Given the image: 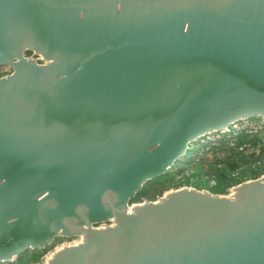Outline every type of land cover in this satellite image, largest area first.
Wrapping results in <instances>:
<instances>
[{
  "label": "water",
  "instance_id": "water-1",
  "mask_svg": "<svg viewBox=\"0 0 264 264\" xmlns=\"http://www.w3.org/2000/svg\"><path fill=\"white\" fill-rule=\"evenodd\" d=\"M2 66L0 263L79 237L46 264H264V174L129 208L264 121V0H0Z\"/></svg>",
  "mask_w": 264,
  "mask_h": 264
},
{
  "label": "trees",
  "instance_id": "trees-1",
  "mask_svg": "<svg viewBox=\"0 0 264 264\" xmlns=\"http://www.w3.org/2000/svg\"><path fill=\"white\" fill-rule=\"evenodd\" d=\"M249 121L260 122L261 120L255 118ZM228 133L230 138L223 136L215 140L213 144H199L200 140H198L189 146L184 155L168 171L144 184L129 204L143 200L154 201L166 190L184 186L226 195L230 188L262 176L264 174V124L257 131L247 126L239 131L230 127ZM199 153L201 155H198ZM207 154H213L212 158L208 159ZM194 156L198 159L191 166V159ZM175 167L177 169L182 167V169L177 173L178 180L174 181L171 177ZM190 169H192L191 173L185 174ZM168 181L171 183L165 186ZM60 240L62 238H57L43 250H28L13 261L0 264H28L31 260H36V255L51 248Z\"/></svg>",
  "mask_w": 264,
  "mask_h": 264
},
{
  "label": "rangeland",
  "instance_id": "rangeland-1",
  "mask_svg": "<svg viewBox=\"0 0 264 264\" xmlns=\"http://www.w3.org/2000/svg\"><path fill=\"white\" fill-rule=\"evenodd\" d=\"M27 57H31L30 55L29 56H27ZM10 73V70L7 68V67H4V66H2V67H0V76H5V75H8ZM262 124H264V121L263 120H261L260 122H256V121H246V122H244V123H242V124H240V125H236V126H234V128H235V131H239V130H241V129H243L244 127H248V128H250V129H254V131L256 130H258L259 128H261V125ZM234 133H236V132H234ZM223 136H226L227 138H230V135H229V133H228V131H224V132H221V133H215V134H212V135H210V136H207V137H205V138H202V139H200V141H199V144H204V143H208V144H213V143H215V140H217V139H221ZM198 155H201L200 153L198 154ZM207 156V158L208 159H211L212 158V156H213V154H207L206 155ZM197 156H194L192 159H191V166H193L194 164H195V162L197 161ZM191 168V167H190ZM204 168H205V166H204ZM182 169V167L181 168H179V169H177L176 167H175V169H174V174H173V176L171 177V178H173V180L175 181V180H178V177H177V173H178V171H180ZM193 169V168H192ZM192 169H190L189 171H186V173L185 174H189V173H191V170ZM171 179H169V181H170ZM180 180V179H179ZM166 182V184H165V186L166 185H169L171 182ZM184 187H186V186H184ZM181 188V187H180ZM193 188V187H192ZM178 189V188H177ZM232 189H233V187L232 188H230L229 190H228V193L226 194V195H230L231 193H232ZM173 190H175V189H172V188H170V189H168V190H166L163 194H162V196L165 194V193H167V192H170V191H173ZM162 196H160V197H162ZM159 198V197H158ZM158 198H156L154 201H156ZM143 201H141V202H137V203H132V204H130L129 205V208L131 207V205H135V204H141ZM106 224H109L108 222L106 223ZM80 242V238L79 237H76V238H62V240H60L59 242H56L51 248H49V249H47L46 251H44V252H42V253H40V254H38V255H36V260H31L28 264H46V262H47V260L50 258V256L52 255V253H54L55 251H57V250H59V249H61L62 247H64V246H70V245H76V244H78Z\"/></svg>",
  "mask_w": 264,
  "mask_h": 264
},
{
  "label": "flooded vegetation",
  "instance_id": "flooded-vegetation-1",
  "mask_svg": "<svg viewBox=\"0 0 264 264\" xmlns=\"http://www.w3.org/2000/svg\"><path fill=\"white\" fill-rule=\"evenodd\" d=\"M31 56V58H33L34 60H36V62L37 63H39V64H42L43 63V61H42V59L39 57V56H33V54L31 53V52H26V54H25V57H27V56ZM28 58V57H27ZM9 69V68H8ZM10 70V69H9ZM10 73H11V70H10ZM9 73V74H10ZM6 76V75H5ZM0 77H3V76H0Z\"/></svg>",
  "mask_w": 264,
  "mask_h": 264
}]
</instances>
